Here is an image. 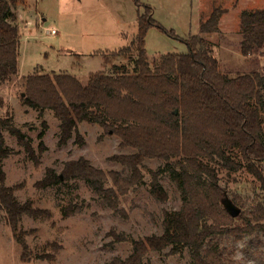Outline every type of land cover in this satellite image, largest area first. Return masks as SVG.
Returning a JSON list of instances; mask_svg holds the SVG:
<instances>
[{
  "label": "trees",
  "instance_id": "1",
  "mask_svg": "<svg viewBox=\"0 0 264 264\" xmlns=\"http://www.w3.org/2000/svg\"><path fill=\"white\" fill-rule=\"evenodd\" d=\"M24 2L0 0V84L19 73L20 32L15 10ZM135 4L145 8V13L138 17L137 35L130 45L111 54L127 57L134 65L132 73L124 66L115 65L110 74L93 73L86 85L69 74L35 73L26 78L22 100L24 106L38 112L40 119L46 111L54 114L60 122L61 146L67 145L73 137L78 144H85L78 130L83 122L112 131L121 139L122 146L136 150L133 155L112 158L131 169L130 177L98 169L82 157L67 162L62 174L48 169L36 187L45 189L64 181L84 180L119 213V196L143 182L144 162L162 159L165 165L150 171L151 193L158 200L168 199L160 184L161 175L168 174L182 193L181 209L165 212L162 235L134 239L113 233L117 241H129L132 252L126 259L115 258L107 264H142L150 252L167 249L172 255L188 253L193 264H224L219 246L210 243V239L264 232L263 202L255 206L253 218L247 219L242 227L230 224L241 223L245 216L241 213L233 218L225 209L226 195L219 186L216 169L219 165L228 170H246L264 192V72L258 69L264 56V9L241 14L242 40L237 45L251 64V70L235 72L236 77H231V71L222 70L213 50L207 46L209 35L226 39L219 27L226 9L215 8L201 21L198 35L181 39L153 19L150 6H143L140 0H135ZM151 27L181 40L188 51L163 55L150 64L145 38ZM42 125L47 128L45 121ZM2 129H7L17 139L32 160L37 162L38 159L31 139L15 125L14 118H0V210L5 212L13 238L22 248L21 259L29 261L31 250L27 237L36 230H25L22 220L25 216L50 220L52 213L36 207L31 200L20 202L16 196L20 187L7 185L4 160L12 150L6 145ZM44 135L43 130L38 136L41 153L46 150L42 141ZM236 151L241 154L243 163L235 160ZM76 212V206L69 205L63 216L66 218ZM35 258L54 259L47 254H36Z\"/></svg>",
  "mask_w": 264,
  "mask_h": 264
},
{
  "label": "rangeland",
  "instance_id": "2",
  "mask_svg": "<svg viewBox=\"0 0 264 264\" xmlns=\"http://www.w3.org/2000/svg\"><path fill=\"white\" fill-rule=\"evenodd\" d=\"M150 6L153 19L181 39L200 33L201 21L215 8L226 9L221 17L219 35H209L207 46L213 50L224 72L236 77L235 72L248 73L251 64L239 52L241 14L244 11L264 9V0H140ZM145 8H138L135 0H25L19 3L15 14L20 32L19 73L10 81L0 84V118L12 116L17 127L31 139L37 162L26 153L7 129H2L6 145L12 154L4 160L7 185L20 187L16 196L20 202L33 201L38 208L52 213L50 220H35L25 216V230H36L27 237L31 252L29 261L21 259L22 248L15 242L0 210V264H107L115 258L126 259L132 252L129 241H117L113 236L125 234L134 239L162 235L165 212L179 211L183 197L177 184L168 174L160 177V184L168 195L166 201L151 193L150 171L165 165L159 158L147 159L141 169L143 182L119 196V213H115L94 189L84 180L64 181L56 187L39 189L36 183L43 180L48 169L62 174L67 162L86 158L92 165L106 172L115 171L129 178L131 169L116 162V155H133L136 150L121 145V139L97 124L78 125L84 145L73 137L61 146L60 122L51 111L43 119L37 111L24 106L25 83L29 75L69 74L86 85L93 73H112L113 66H124L129 73L134 65L125 56H113L130 45L138 32V17ZM54 32V33H53ZM227 41V42H226ZM148 61L153 64L169 53H186L187 46L162 30L151 27L145 38ZM104 54V55H103ZM105 56L107 58H105ZM136 58V53L132 54ZM258 67L264 72V56ZM106 61L109 62L106 64ZM239 73V72H238ZM264 95V93H263ZM264 120V112H262ZM46 122L44 128L42 122ZM45 131L46 150L40 152L39 134ZM234 158L243 163L236 151ZM219 186L225 197L240 209L245 219L227 221L241 226L252 219L259 202L264 203V192L258 181L246 170H228L216 167ZM112 185L111 183L109 184ZM69 205L77 212L64 217ZM239 214V215H240ZM219 246L224 264H264V232L243 233L238 236L221 235L210 239ZM47 244H55L46 247ZM36 254L51 255L52 260L36 259ZM142 264H193L188 253L172 255L170 249L150 252Z\"/></svg>",
  "mask_w": 264,
  "mask_h": 264
},
{
  "label": "water",
  "instance_id": "3",
  "mask_svg": "<svg viewBox=\"0 0 264 264\" xmlns=\"http://www.w3.org/2000/svg\"><path fill=\"white\" fill-rule=\"evenodd\" d=\"M223 205L225 207V209L229 212V214L233 217V218H237L240 214V209H238L237 207L234 206V204L230 201L227 200L226 198L223 200Z\"/></svg>",
  "mask_w": 264,
  "mask_h": 264
},
{
  "label": "built area",
  "instance_id": "4",
  "mask_svg": "<svg viewBox=\"0 0 264 264\" xmlns=\"http://www.w3.org/2000/svg\"><path fill=\"white\" fill-rule=\"evenodd\" d=\"M54 33V32H53Z\"/></svg>",
  "mask_w": 264,
  "mask_h": 264
}]
</instances>
